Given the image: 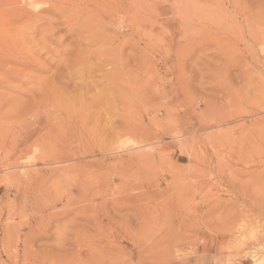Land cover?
<instances>
[{
    "label": "rangeland",
    "instance_id": "1",
    "mask_svg": "<svg viewBox=\"0 0 264 264\" xmlns=\"http://www.w3.org/2000/svg\"><path fill=\"white\" fill-rule=\"evenodd\" d=\"M183 1L0 0V264H264V0Z\"/></svg>",
    "mask_w": 264,
    "mask_h": 264
},
{
    "label": "bare ground",
    "instance_id": "2",
    "mask_svg": "<svg viewBox=\"0 0 264 264\" xmlns=\"http://www.w3.org/2000/svg\"><path fill=\"white\" fill-rule=\"evenodd\" d=\"M7 3H8V5L10 6V12H9V14H10V16L14 19H18V18H25L26 17V14H28V12H27V10L26 9H21V7H19V4H21L22 2H21V0H5ZM55 0H24V2L25 3H27L28 5H29V7H31L33 10H38L39 11V9H44L45 8V6L46 5H48V4H51L52 2H54ZM58 1H60V0H58ZM70 1H72V2H76V0H70ZM183 1V0H182ZM201 1V0H200ZM119 2H120V0H119ZM184 2V1H183ZM186 2V1H185ZM187 2H189V1H187ZM220 3H221V1H219ZM191 3V2H190ZM198 1H194L193 2V6L195 5V6H200V5H198ZM219 3V4H220ZM118 4V3H117ZM185 4V3H184ZM187 4H189V3H187ZM206 5H208V4H206ZM221 5V4H220ZM192 6V5H191ZM210 7H211V5H209ZM207 7V6H206ZM219 7V6H218ZM192 8V7H191ZM194 8V7H193ZM196 8V7H195ZM214 8H216V7H214ZM190 9V8H189ZM209 9V8H208ZM46 10V9H45ZM194 10V9H193ZM186 11H187V9H186ZM190 13H192L193 11H189ZM197 12V11H196ZM39 13V12H38ZM189 13V14H190ZM187 14H188V12H187ZM34 16L35 15H33V17L32 18H34ZM190 16V15H189ZM188 16V17H189ZM191 16H193L192 14H191ZM190 16V17H191ZM187 17V16H186ZM31 18V19H32ZM25 23V22H24ZM6 30V29H5ZM8 31V30H7ZM124 144V143H123ZM126 145V144H125ZM124 145V146H125Z\"/></svg>",
    "mask_w": 264,
    "mask_h": 264
}]
</instances>
